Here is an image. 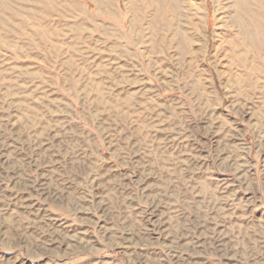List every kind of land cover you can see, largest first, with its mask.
Here are the masks:
<instances>
[{
	"label": "rangeland",
	"instance_id": "374dc122",
	"mask_svg": "<svg viewBox=\"0 0 264 264\" xmlns=\"http://www.w3.org/2000/svg\"><path fill=\"white\" fill-rule=\"evenodd\" d=\"M0 264H264V0H0Z\"/></svg>",
	"mask_w": 264,
	"mask_h": 264
}]
</instances>
